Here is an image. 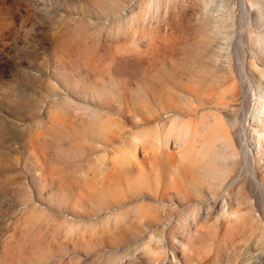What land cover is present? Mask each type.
I'll list each match as a JSON object with an SVG mask.
<instances>
[{"label": "rangeland", "instance_id": "1", "mask_svg": "<svg viewBox=\"0 0 264 264\" xmlns=\"http://www.w3.org/2000/svg\"><path fill=\"white\" fill-rule=\"evenodd\" d=\"M251 4L0 0V264H264Z\"/></svg>", "mask_w": 264, "mask_h": 264}, {"label": "bare ground", "instance_id": "2", "mask_svg": "<svg viewBox=\"0 0 264 264\" xmlns=\"http://www.w3.org/2000/svg\"><path fill=\"white\" fill-rule=\"evenodd\" d=\"M251 6H254L257 11L260 13V15H262L264 13V6L262 4H256V5H253L251 4ZM250 6V7H251ZM260 43H257V45H259ZM260 71L262 72V75L264 76V70L263 69H260ZM258 84H259V88H260V91L257 93V97L255 98L256 99V103H255V106L252 110V120L254 122V124L258 125L259 123L262 124L264 123V85L262 84L261 81H258ZM177 120L174 119V118H171L170 119V123L171 124H174L176 123ZM179 122V121H178ZM250 129V133L253 134V137L252 139L254 140V145L256 146V162L258 164V168H260L261 170H264V126H255V127H251L249 128ZM138 140L141 139V135L137 136ZM244 149H247V146L246 144H244L242 146ZM233 154H231L232 156ZM220 201L222 202V208L225 206L224 205V202H225V198L223 197H220L218 199L214 198L212 199L211 201L212 202H216V201ZM224 205V206H223ZM196 207V206H194ZM198 207V206H197ZM196 209L195 208H192L191 209V212L192 213H195ZM224 217H226L229 221L231 220H238L239 217L237 216V214L228 209V208H225L224 207ZM184 262L185 264H193L191 261H189L187 258H184ZM201 264H204V262H202Z\"/></svg>", "mask_w": 264, "mask_h": 264}]
</instances>
